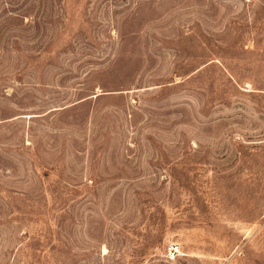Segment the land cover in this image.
I'll return each instance as SVG.
<instances>
[{
	"label": "rangeland",
	"instance_id": "1",
	"mask_svg": "<svg viewBox=\"0 0 264 264\" xmlns=\"http://www.w3.org/2000/svg\"><path fill=\"white\" fill-rule=\"evenodd\" d=\"M0 264H264V0H0Z\"/></svg>",
	"mask_w": 264,
	"mask_h": 264
},
{
	"label": "built area",
	"instance_id": "2",
	"mask_svg": "<svg viewBox=\"0 0 264 264\" xmlns=\"http://www.w3.org/2000/svg\"><path fill=\"white\" fill-rule=\"evenodd\" d=\"M171 253H172V255H174L176 253V248L175 249L173 248Z\"/></svg>",
	"mask_w": 264,
	"mask_h": 264
}]
</instances>
